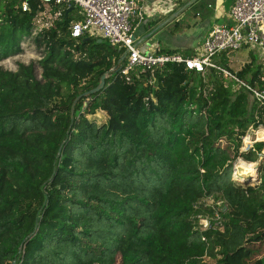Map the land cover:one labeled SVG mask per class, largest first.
I'll list each match as a JSON object with an SVG mask.
<instances>
[{
  "label": "trees",
  "instance_id": "obj_1",
  "mask_svg": "<svg viewBox=\"0 0 264 264\" xmlns=\"http://www.w3.org/2000/svg\"><path fill=\"white\" fill-rule=\"evenodd\" d=\"M46 9L0 0V61L27 39L40 53L0 65V264H264V141L242 149L264 103L215 68L171 62L153 83L139 68L127 81L124 48L71 35L77 5L48 25ZM235 52L213 60L263 86L258 55L235 71ZM237 158L258 161V183L235 173ZM216 209L221 227L202 228Z\"/></svg>",
  "mask_w": 264,
  "mask_h": 264
},
{
  "label": "built area",
  "instance_id": "obj_2",
  "mask_svg": "<svg viewBox=\"0 0 264 264\" xmlns=\"http://www.w3.org/2000/svg\"><path fill=\"white\" fill-rule=\"evenodd\" d=\"M145 1L41 0L47 7L43 12L44 15H47L45 24H50L52 18L58 19L63 9L70 8L72 4H75L80 8L82 18L72 22L70 26L73 37L99 36L106 39L111 45L124 48L123 58L125 62L120 66L122 68L120 69L127 81L132 78L130 75L132 70L139 68L140 73L146 74L150 83H153L154 70L171 62L183 63L186 68L202 74L209 68H215L233 78L239 85L249 89L259 104L264 103V85L259 88L254 87L213 60L215 55L224 51H235L243 47L256 48V51L264 54V0H234L229 11L230 22L214 26L196 53L191 56L181 52L168 53L162 51L156 44L150 49H142L137 44L135 32L150 13V10L148 13L145 7ZM160 1L158 0L157 3ZM55 4L58 5V8L52 11L51 6ZM22 8L28 9V4L24 2ZM159 8L162 11L164 7ZM261 79L264 80L262 74ZM244 138L245 136L243 143ZM211 200L213 199H206L207 204H210ZM219 204L218 202L217 205ZM222 222L219 209H216L212 216L206 215L199 219L202 228L221 227Z\"/></svg>",
  "mask_w": 264,
  "mask_h": 264
},
{
  "label": "crops",
  "instance_id": "obj_3",
  "mask_svg": "<svg viewBox=\"0 0 264 264\" xmlns=\"http://www.w3.org/2000/svg\"><path fill=\"white\" fill-rule=\"evenodd\" d=\"M157 1H145V7L148 13L150 10V13L145 17L135 32L137 44L142 49H150L156 44L160 49L177 50V52L182 53L187 51L191 54L196 53L198 50V48L187 50L191 47V43L194 37H197V34L200 35V38L199 36L198 38L200 41L199 45H201L204 38L214 26L230 22L229 11L234 2V0H161L157 3ZM159 7L164 8L161 11ZM191 7L196 8V12L194 13L195 19L191 20V22H184L183 27L185 29L177 34L175 31L169 29L171 24L180 23L184 18L182 16L183 11ZM162 24L166 25V30L163 29ZM159 34H161V38ZM249 51L256 52L255 49H250ZM250 60L245 63H248ZM249 163L254 164L255 168L258 166V161Z\"/></svg>",
  "mask_w": 264,
  "mask_h": 264
},
{
  "label": "rangeland",
  "instance_id": "obj_4",
  "mask_svg": "<svg viewBox=\"0 0 264 264\" xmlns=\"http://www.w3.org/2000/svg\"><path fill=\"white\" fill-rule=\"evenodd\" d=\"M195 12H196L195 7L185 9L183 11V15H182L184 17L183 20L178 24H175V23L171 24L169 29H171L172 31H175L176 34L179 33L181 30H184L185 29V27H183L184 22H189V21L191 22V20H194L195 19V15H194ZM163 22H165V21H163ZM162 27L164 30H166V28H167L165 24H162ZM160 35L161 34H159V37L161 38ZM198 36L200 38V35L197 34V37H194L193 42L191 43V47L188 48L187 50H194L195 48L200 47V45H199L200 41H199ZM22 46L24 49L23 53H21L17 56H14V57L7 58L3 61H0V65L4 66L5 68L15 69L16 61H23V62L28 63L32 59H35V60L39 59L40 53L36 49V47L33 45V43L31 42V39H27L26 41H24ZM250 49H251L250 47H243L239 50H235L236 51L235 54H232L229 56L230 66L233 70H235V71L239 70L241 67H243V64L246 61L250 60V58L252 57L251 54H253L252 51H249ZM253 49L256 50V48H253ZM255 53L258 54V56L260 58L258 57V59L255 61L253 68H256L257 64H259V65H261L262 70H264V54H260L259 51L254 52V54ZM36 71L38 73V76H40L41 68L38 64H36ZM96 118L99 122H102L103 120H105V116L101 112H98L96 114ZM259 128L263 129V127H261V126L258 127L257 129H259ZM254 130H252V131H254ZM247 134H251V132L247 131ZM246 136L247 135H245V137ZM242 144H243L242 149L248 148V147H245V143H242ZM241 161L244 162V164H242ZM239 166H241V167H239ZM234 170L238 176H240V177L248 176L250 179H252L251 180L252 182L258 183V181H256L257 172H256L254 164H250L249 162L245 161L244 159L237 158L235 163H234ZM210 204H217V203H215V200H211ZM26 249L28 251L27 256H29L31 253V250L27 244H26ZM261 259H264V255L259 256L258 260H261ZM116 264H122V263L120 262V260H118Z\"/></svg>",
  "mask_w": 264,
  "mask_h": 264
},
{
  "label": "water",
  "instance_id": "obj_5",
  "mask_svg": "<svg viewBox=\"0 0 264 264\" xmlns=\"http://www.w3.org/2000/svg\"><path fill=\"white\" fill-rule=\"evenodd\" d=\"M69 10H70V8L67 9L66 13H67ZM100 40H101V39H100ZM105 78H106V74L102 75V76H101V79H100V82H99V84H98L96 87L90 89L89 91H85L83 94L77 96V98H76L75 101L73 102V105H72V108H71V116H73V113H74V106H75V104H76L77 99H79L82 95L87 96V95H89V94H92V93H95V92L99 91V90L104 86V84H105ZM255 169L257 170V168H255ZM226 208H227V206L224 205L223 210H226ZM12 264H15V262H13Z\"/></svg>",
  "mask_w": 264,
  "mask_h": 264
},
{
  "label": "bare ground",
  "instance_id": "obj_6",
  "mask_svg": "<svg viewBox=\"0 0 264 264\" xmlns=\"http://www.w3.org/2000/svg\"><path fill=\"white\" fill-rule=\"evenodd\" d=\"M263 127V126H262ZM254 128V127H253ZM257 140H264V129L259 128L256 131H254L251 134H248L245 139H244V143H245V147H249L250 144L253 141H257ZM242 162V161H241ZM242 164H244V162H242ZM238 166V165H237ZM241 167V166H239ZM238 167V168H239Z\"/></svg>",
  "mask_w": 264,
  "mask_h": 264
}]
</instances>
